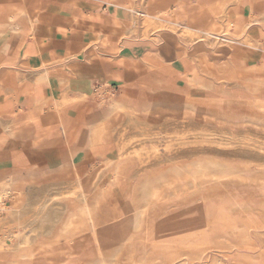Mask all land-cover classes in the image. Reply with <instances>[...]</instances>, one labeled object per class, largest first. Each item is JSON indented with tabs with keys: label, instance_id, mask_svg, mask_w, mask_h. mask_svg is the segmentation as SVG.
Returning <instances> with one entry per match:
<instances>
[{
	"label": "rangeland",
	"instance_id": "obj_1",
	"mask_svg": "<svg viewBox=\"0 0 264 264\" xmlns=\"http://www.w3.org/2000/svg\"><path fill=\"white\" fill-rule=\"evenodd\" d=\"M197 1L186 0V6L192 8ZM219 2L224 3L223 10L217 13L212 9V18H205L208 23L198 26H190L187 19L177 27L148 17L141 20L138 36L158 41L162 31H174L185 45L198 40L204 52L193 57L187 75L193 86L181 92L150 90L136 113L145 121L143 125L125 118L130 110L115 105L116 93L110 86L103 88V96L96 94L97 88L85 100L102 104L105 115L109 110L117 114L102 122L94 116L78 117L94 140L97 161L82 174L84 183H90L85 186L92 200L84 207L74 200L75 193L58 197L55 207H68L54 220V233L43 228L34 238L33 228L41 217L34 210L27 209L15 221L6 217L20 192L11 184L16 176H0L1 197L11 191L8 207L0 210V264H14L12 260L15 264H81L83 248L72 255L69 245L84 235L101 245V259L110 260L117 254L122 256L127 247L119 237L121 231L139 237L134 244L136 251L155 259L156 264L159 260L164 264H264V85L261 90L252 81H261L264 73V0ZM147 6L152 14L157 8L174 4ZM120 113L122 119L114 117ZM117 150L116 156L100 159ZM118 155L131 160L129 178L112 170L105 174L102 168ZM53 164L27 168L19 184L33 181L49 186L75 178L70 158L59 156ZM61 186L67 191V184ZM39 192L42 189L29 191L30 204L38 202ZM102 198L118 199L126 206L112 209ZM150 199L160 210L143 212L141 204ZM100 224L112 237L100 242L102 233L83 232L96 230ZM25 237L27 244L22 250L29 251L30 256L12 254L16 243Z\"/></svg>",
	"mask_w": 264,
	"mask_h": 264
},
{
	"label": "crops",
	"instance_id": "obj_2",
	"mask_svg": "<svg viewBox=\"0 0 264 264\" xmlns=\"http://www.w3.org/2000/svg\"><path fill=\"white\" fill-rule=\"evenodd\" d=\"M169 2L174 6L157 8L152 14L147 10L150 3L166 6ZM197 2L188 8L186 0H0V176H16L11 184L20 194L13 207L30 209L47 188L67 184L70 189L79 177L84 181L82 174L97 160L93 136L78 117L94 116L102 122L117 114L109 110L105 115L102 104L85 101L97 88L112 86L115 105L138 113L152 89L181 92L193 86L187 75L193 57L204 52L198 40L188 46L174 31H162L158 41L136 31L144 17L172 27L185 19L190 26H198L208 23L205 18H212V9L225 7L219 0ZM260 78L264 85V73ZM120 115L114 117L122 119ZM129 116L130 112L125 118ZM118 150L100 159L112 158ZM59 156L70 158L74 179L49 186L33 181L19 184L27 168L56 163ZM107 166H102L106 173ZM31 189L43 191L35 204L29 203ZM104 200L107 206L117 202L113 209L126 206L118 199ZM55 205L50 216L59 214ZM53 224L41 227L39 223L33 230L47 228L44 231L54 233ZM102 228L106 227L100 224L83 232L100 233ZM69 247L72 255L83 248L81 264L103 260L101 245L88 235ZM151 261L156 264L155 259ZM159 264L164 263L159 260Z\"/></svg>",
	"mask_w": 264,
	"mask_h": 264
},
{
	"label": "bare ground",
	"instance_id": "obj_3",
	"mask_svg": "<svg viewBox=\"0 0 264 264\" xmlns=\"http://www.w3.org/2000/svg\"><path fill=\"white\" fill-rule=\"evenodd\" d=\"M152 1V0H150ZM226 5V4H225ZM215 6V5H214ZM222 6V5H221ZM218 7V6H217ZM215 8V7H214ZM219 8V7H218ZM218 12L221 11L220 10H217ZM221 13V12H220ZM216 14V13H215ZM162 16V15H161ZM157 17V16H156ZM262 17L264 18V14L262 15ZM255 18V17H254ZM160 20V19H159ZM176 20V19H175ZM215 21V20H214ZM254 22V21H253ZM250 23V22H249ZM231 24L233 25H236L235 27L238 26L237 22L236 21H232ZM172 25V24H171ZM178 25V24H177ZM212 26H214L212 24ZM251 26V25H250ZM173 27H177V26H174ZM217 27V26H216ZM245 27V26H244ZM185 28V27H184ZM189 28V27H188ZM249 28V26H248ZM172 29V28H171ZM191 29V28H190ZM185 30V29H184ZM244 30V28H243ZM210 31V30H209ZM208 33V32H207ZM186 36V35H184ZM193 38L195 37L194 35L192 36ZM192 41V39H191ZM254 42V41H253ZM252 81L253 82H257V86L256 88L258 89H263V83L262 81H258L257 79H253L252 78ZM108 86V85H107ZM107 86H104L100 89H98L99 91L97 92V95L99 96H103V93H104V90L103 88H107ZM245 87V86H244ZM102 90V91H101ZM255 90V89H254ZM116 106L120 109H123V110H126V106H124L123 104H120V103H117ZM105 118V117H104ZM207 118V117H206ZM129 121L130 123H135V124H140V125H143V123L145 122L140 116H138L135 112H132L130 111V116H129ZM150 126V125H149ZM263 157V156H262ZM129 162H131L130 159L128 158H125L123 157L122 155H118L116 158L114 159H111L110 161H108V166H107V173L109 172V170H112L113 172H120L121 174H123L124 176L128 177L127 175V171L129 169H127V167L129 168ZM104 171V170H103ZM106 173V174H107ZM244 174V173H243ZM259 174V173H258ZM174 175V174H173ZM248 175V174H247ZM257 175V174H255ZM129 178V177H128ZM174 179H177L178 177H173ZM241 178V177H240ZM259 178V177H257ZM226 179V178H225ZM257 180V179H256ZM254 181V180H253ZM260 181V180H259ZM176 182V181H174ZM196 183V182H195ZM254 183V182H252ZM104 184V183H103ZM73 187L68 189L67 191H63L62 190V186H52V187H49L47 188L46 190H44V197H42L41 201L37 203V205L33 206V207H30V209H35L38 211V213L41 214V217H40V225L41 227L45 226L46 224H49V223H54V219L55 220H58L60 218V213L54 217V216H50L49 215V210L50 208L56 203V201L58 200L57 198L60 197V196H63L67 193L69 194H77V198H75L74 200L80 202V204L82 203L84 205V207H86V202L87 201H91L92 198H88L89 196V193L87 192V187L84 185V181L81 177L78 178L77 181L75 182H72L71 184ZM106 186V185H105ZM217 186V185H216ZM66 187V186H65ZM205 189V188H204ZM216 189V188H215ZM10 191V190H8ZM183 191V190H182ZM201 191V190H200ZM253 191V190H252ZM98 192V191H97ZM129 192V191H128ZM236 192V191H235ZM7 193V192H6ZM104 193V192H103ZM234 193V192H233ZM186 194V193H185ZM230 194V193H229ZM189 195V194H188ZM212 195V194H211ZM69 196V195H68ZM176 196V195H175ZM1 197V195H0ZM107 197V195L105 196ZM63 198V197H62ZM210 198V197H209ZM106 199V198H104ZM102 201L103 198L101 199ZM211 200V199H210ZM95 201V200H94ZM209 201V200H208ZM31 202V201H30ZM66 202V201H65ZM153 202H154V199H150V200H147L145 203H143V205L141 206V208L144 210L143 212H146L147 209H155V207L153 206ZM64 204V203H63ZM62 204V205H63ZM117 202H113V205H116ZM113 205L112 206H107V207H111L113 209ZM119 206V205H118ZM68 207V204H65V207H61L60 208V211H63L64 208ZM88 207V206H87ZM26 206H20V207H13L9 213L7 214L8 216L6 217H13L14 218V221L15 219H17L18 217H21L22 215V209H25ZM68 209V208H67ZM158 208L156 207V210ZM27 210V208L25 209ZM167 210V209H166ZM88 211V209H87ZM155 212H158V211H155ZM25 213V212H24ZM35 213V212H34ZM63 214V213H62ZM18 216V217H16ZM64 216V215H63ZM16 217V218H15ZM23 217V216H22ZM121 217V216H120ZM264 217V216H263ZM90 219V217H89ZM61 221V220H59ZM21 223V222H20ZM30 223V222H29ZM60 223V222H59ZM94 226V225H93ZM33 231H35L36 233V237L34 238H38L39 237V233L38 231H36V229H34ZM32 231V232H33ZM108 231V232H107ZM102 233V234H101ZM34 234V233H33ZM50 234V233H49ZM100 238H101V242H103V239L106 238L107 236H111L110 234V230L106 229V228H102L100 229ZM121 236L119 235V237L123 238L128 244H127V247L125 249V252H123V255H118L117 254V257H115L116 259L114 260H108L106 258H104L101 262H98L97 264H153L152 263V259L150 257H148L147 255H142L141 253H138L134 247V244L137 245L135 243V240H137V236L135 235H124V233H122L121 231ZM44 235V234H43ZM29 236V235H28ZM46 236V235H45ZM51 236H53L51 234ZM246 236V235H245ZM27 237V236H26ZM26 237L24 239H21L19 240L17 243H16V246L14 249H12V254L13 253H16V255H21L23 257H27V256H30L29 254V251L27 250H22V248L27 244L26 243ZM43 237V236H42ZM49 237V235H48ZM2 238V237H1ZM28 238V237H27ZM60 238V237H59ZM58 238V239H59ZM114 238H117V237H114ZM246 238V237H244ZM48 239V238H46ZM0 241H2L0 239ZM227 241L229 242V239H227ZM137 242V241H136ZM235 242V241H234ZM141 244V243H140ZM139 244V245H140ZM1 245V244H0ZM237 245V244H236ZM235 245V246H236ZM239 245V244H238ZM124 247V246H123ZM125 248V247H124ZM14 250V251H13ZM148 250V249H147ZM146 250V251H147ZM119 252V251H118ZM2 251L0 250V255H1ZM112 256V255H111ZM116 256V255H115ZM200 256V255H199ZM14 262H16L15 260H12ZM164 263V262H163ZM165 264H170L169 262L165 263Z\"/></svg>",
	"mask_w": 264,
	"mask_h": 264
},
{
	"label": "built area",
	"instance_id": "obj_4",
	"mask_svg": "<svg viewBox=\"0 0 264 264\" xmlns=\"http://www.w3.org/2000/svg\"><path fill=\"white\" fill-rule=\"evenodd\" d=\"M112 89L113 87L110 86ZM114 90V89H113ZM7 193H5L2 197H1V200H0V210H5L10 201H11V191H6Z\"/></svg>",
	"mask_w": 264,
	"mask_h": 264
}]
</instances>
